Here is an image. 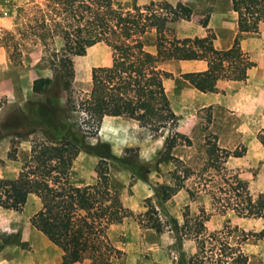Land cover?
I'll list each match as a JSON object with an SVG mask.
<instances>
[{
	"label": "trees",
	"instance_id": "trees-1",
	"mask_svg": "<svg viewBox=\"0 0 264 264\" xmlns=\"http://www.w3.org/2000/svg\"><path fill=\"white\" fill-rule=\"evenodd\" d=\"M35 7L34 25L30 35L37 38L47 53L50 76L32 81L34 94L43 95L47 113L43 115L51 131L58 133L59 141H35L28 160L15 179L0 178V208L19 211L29 194L35 195L39 208L30 217L33 228L43 234L61 251L63 264H110L122 255L107 236L110 224L121 221L120 198L111 187L106 159L111 158L108 147L94 152L96 181L92 184L65 187L59 173H65L81 147L78 137L66 122L57 118L53 102L63 91H70L73 78V59L85 54L88 47L105 42L111 49L112 62L108 66L93 67L91 88L78 101L83 115V136L98 130L104 117H128L149 126L164 127L178 117L170 108L165 91V71L161 67L164 58L146 47L158 45L167 48L174 60H203L207 69L186 72L181 77L200 92H215L219 79L243 81L247 77L249 60L240 48L243 33L255 34L258 24L264 21V0H231L236 13L238 33L226 52V63L219 60L218 51L203 38L150 39L153 29L179 19L189 20L192 9L180 2H154L132 8H117L113 0H42ZM30 29V30H31ZM12 39V36H10ZM58 48L51 47L54 39ZM69 100V98H68ZM34 111L35 110H30ZM7 118L1 126L13 127L12 122L27 120L23 113ZM20 119V120H19ZM43 123V122H41ZM80 130V129H78ZM179 134V133H177ZM264 147V129L257 134ZM207 159L203 168L195 173L181 164L183 175L173 186L159 187L162 200H167L183 187L185 180L195 175L201 177L209 168L231 173L225 168L229 150L220 148L215 137L206 143ZM14 157V156H12ZM229 201L230 209L239 217L264 218V192L254 200L245 197L236 173L232 174ZM229 179H225L228 182ZM193 195V192H190ZM214 199V196L213 198ZM204 210L184 223L174 226L176 233L195 241L196 252L189 259L191 264H247L242 241L251 234L241 231L242 237L228 243L222 230L208 232L203 219ZM193 219L194 225L189 224ZM141 227L163 230L157 212L147 204L138 216ZM237 228L229 230L236 232ZM225 241V242H224ZM223 244V248H222Z\"/></svg>",
	"mask_w": 264,
	"mask_h": 264
},
{
	"label": "rangeland",
	"instance_id": "rangeland-1",
	"mask_svg": "<svg viewBox=\"0 0 264 264\" xmlns=\"http://www.w3.org/2000/svg\"><path fill=\"white\" fill-rule=\"evenodd\" d=\"M151 1L180 2L192 9L191 17L186 20L188 23L178 20L153 31L150 39L158 40L183 38L187 28L194 29L196 23L204 25L207 17L200 15L214 3V0H113V4L125 9ZM42 2L0 0V83L8 85L4 92L0 90V178L19 176L33 142L59 141L58 133L45 125L48 121L43 117L47 113L44 96L31 90L35 78L51 75L45 48L29 33L33 30L35 7ZM218 5L224 7L222 1ZM225 33L230 35L229 27ZM54 46H60L57 38L49 48ZM146 48L164 58L161 65L165 71L164 79L167 80V76L170 80L179 79L183 70L167 48L158 45ZM111 62L112 52L105 42L88 47L84 55L73 59L70 91L61 92L51 102L57 118L69 124L75 135L82 137L79 152L69 169L58 174L63 186L94 183L99 160L94 152L108 147L111 154V158L106 159L107 173L111 187L119 193L121 221L108 226L107 236L122 255L113 258L110 264H191L189 259L196 252L195 241L176 233L174 226L180 227L185 215L193 218L201 210L205 212L203 222L207 231L222 230L228 243L241 238V231L257 234H250L242 241V249L247 255V264H264V218L236 216L229 205L234 173L247 199L254 200L264 192V166L261 163L224 165L231 173L209 168L201 177L193 175L185 180L175 194L162 200L159 187L179 182L183 175L181 164L195 173L203 168L207 159L206 143L212 139V135L203 130L204 126H197L188 137L177 131V123L158 127L128 117L107 116L98 130L83 136V115L78 110V101L91 88L92 68L108 66ZM19 112L27 120L14 121L11 128L1 126L7 118L21 119ZM244 151L239 150V153ZM225 179H229L228 182ZM147 204L156 210L163 225L161 232L139 225L138 216L146 211ZM39 206L38 198L29 194L19 211L0 208V264H63L61 251L30 223V217ZM189 224L194 225L193 219ZM234 228L237 231L228 235Z\"/></svg>",
	"mask_w": 264,
	"mask_h": 264
},
{
	"label": "crops",
	"instance_id": "crops-1",
	"mask_svg": "<svg viewBox=\"0 0 264 264\" xmlns=\"http://www.w3.org/2000/svg\"><path fill=\"white\" fill-rule=\"evenodd\" d=\"M220 1L223 8L218 5ZM211 7L200 15L201 18L207 17V22L204 25L196 23L194 29L188 26L182 36L206 39L218 51L220 62L225 64L226 52L238 33L237 17L231 8V0H214ZM159 27L162 26L155 27L153 31ZM227 27L230 35L225 33ZM240 48L249 60L245 80L219 79L215 92H200L181 75L180 80H170L167 76L164 87L170 108L178 117L179 133L190 137L193 130L202 125L203 130L215 137L220 148L229 150L225 165L235 167L261 163L264 166V147L257 139V134L264 129V21L259 22L257 33L241 35ZM177 62L182 74L207 69L203 60ZM7 89V84L0 83L1 92ZM239 150L245 151L239 153Z\"/></svg>",
	"mask_w": 264,
	"mask_h": 264
}]
</instances>
